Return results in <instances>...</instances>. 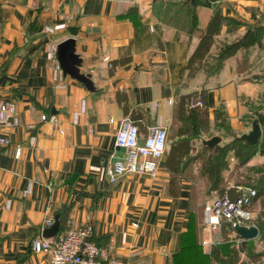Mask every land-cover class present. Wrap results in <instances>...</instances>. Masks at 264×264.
I'll use <instances>...</instances> for the list:
<instances>
[{
    "label": "crops",
    "instance_id": "obj_1",
    "mask_svg": "<svg viewBox=\"0 0 264 264\" xmlns=\"http://www.w3.org/2000/svg\"><path fill=\"white\" fill-rule=\"evenodd\" d=\"M132 7L139 11V29L124 17ZM154 7L155 0H0V101H11L21 121L8 133L11 144L0 147V264H50L31 243L56 216L60 233L91 226L92 240L120 263L174 264L189 226L193 184L185 176L172 195L167 154L156 178L127 174L110 180L108 169L123 156L116 138L127 118L117 93L127 92L130 105L146 112V126L167 127L169 136L178 126V97L199 95L201 105L193 109L205 129H189L188 137L196 134L202 142L213 136L223 140L222 124L249 133L243 121L250 111L246 102L257 99L262 85L250 81V66L241 68V48L216 76L200 71L183 85L199 36L164 24ZM213 7L223 18L213 57L232 40L264 28V0H221ZM212 13V8H197L200 31ZM64 23L54 36L47 32ZM68 38L76 39L82 72L92 75L96 93L70 77L59 89L52 81L50 43ZM122 58L132 62L118 65L111 76L112 62ZM118 76L127 80L115 89L111 83ZM84 100L87 112L74 125L73 114ZM43 115L56 116L59 124L43 122ZM18 145L23 151L17 160ZM219 234L220 225L203 221V253L210 252Z\"/></svg>",
    "mask_w": 264,
    "mask_h": 264
},
{
    "label": "trees",
    "instance_id": "obj_2",
    "mask_svg": "<svg viewBox=\"0 0 264 264\" xmlns=\"http://www.w3.org/2000/svg\"><path fill=\"white\" fill-rule=\"evenodd\" d=\"M218 1L221 0H195V5L184 0L174 1L175 3H171L164 12L165 19L158 18L168 26L185 31L189 36L194 34H198L199 36V43L186 64L183 85H187V83L200 71H204L207 77L216 76L222 69L224 61L240 48L230 43L225 45L215 57L210 55L211 49L215 44V38L219 33L223 21L219 8L213 7ZM159 2L160 0H155L154 13L156 17H158L159 14L158 11L156 12ZM198 7L213 9V13L204 31H200L199 29V19L197 15ZM124 17L129 18L136 29H139L140 17L137 7L130 8ZM178 18H181L180 23L176 22ZM247 37L248 36H246V39ZM130 62H132V58H122L112 62L110 71L111 76H115L116 67L118 65H127ZM168 94L169 91L166 90V95ZM116 99L124 116L129 117L139 127L141 134L146 135V112L139 107H132L130 105L127 92H118ZM194 101L193 96L188 94L178 97L176 103L175 125L178 126L174 127L173 132L169 136L171 143L166 158V168L172 175L170 180L171 193L175 197L177 196L180 182L185 176L192 181V184L194 176H197L206 181L208 193L214 196L227 194L231 199H234L239 193L237 188L242 187L239 180H236V182L229 186L230 179L225 177V173L229 168L227 158L232 152L236 159V168H239L248 164L257 153L256 149L259 146H262L261 153L264 156V129L262 132V139L256 146H247L244 143L236 141V137H234L232 141L228 143H219L213 147H206L201 144L200 150L196 151V145L194 144L196 140L195 135L188 137L190 133L189 129L192 128H189L188 125L179 123L182 121L188 122L191 116H193V113L195 115V111L190 108V104ZM194 167H196V173H193ZM258 172L262 174L263 178L261 177L256 183L257 187L255 186L256 188H253L256 191V197L253 199L252 204L255 201H259L260 207L264 208V169ZM193 217L190 202L189 226L187 231L182 235L181 249L179 253L174 256V264H236V256L232 255V257L227 256L221 258V251L218 248L211 249L209 253H203L197 232L198 223L193 220Z\"/></svg>",
    "mask_w": 264,
    "mask_h": 264
},
{
    "label": "built area",
    "instance_id": "obj_3",
    "mask_svg": "<svg viewBox=\"0 0 264 264\" xmlns=\"http://www.w3.org/2000/svg\"><path fill=\"white\" fill-rule=\"evenodd\" d=\"M70 22V21H68ZM67 23L48 28L47 32L54 36L57 31L65 29ZM57 42H51L47 54L48 60L52 63V81L56 88H62L64 74L60 67L57 50ZM190 104V108L201 105L200 96ZM13 103L9 100L0 101V147H7L11 144L8 133L21 125L20 118L13 112ZM87 112V102L84 100L81 109L73 114V124L78 125L80 118ZM43 122L52 126L59 124L56 116L43 115ZM62 133V131H60ZM169 132L164 126L154 125L147 127L146 135L140 133L139 127L129 118H125L117 132L116 146L123 149L122 157L107 173L112 182L127 174L147 175L156 178L158 166L168 151ZM31 144H36V138L32 137ZM23 147L18 145L15 151V158L22 156ZM32 185L29 184L24 191L27 196L31 192ZM238 196L231 199L227 194L216 195L204 205L203 215L205 225H220L222 221L227 222L232 229L236 225L251 226L254 213L250 210L256 191L253 188H237ZM7 208L10 207L8 201ZM54 221L47 220L46 228L52 226ZM34 253L48 256L50 264H123L109 257L105 251L92 240V227H85L69 230L60 233L54 238L37 237L31 243Z\"/></svg>",
    "mask_w": 264,
    "mask_h": 264
},
{
    "label": "rangeland",
    "instance_id": "obj_4",
    "mask_svg": "<svg viewBox=\"0 0 264 264\" xmlns=\"http://www.w3.org/2000/svg\"><path fill=\"white\" fill-rule=\"evenodd\" d=\"M176 0H160L159 6L156 8L158 11L159 19L164 18V12L171 3H175ZM163 13V14H162ZM165 19V18H164ZM181 18H178L176 22L180 23ZM236 47L242 49L241 57L243 59L241 68L246 70L249 66L251 67L252 76L249 78L250 81L256 80L254 82L260 81L262 89L259 93L257 99L252 101V103L246 102L249 106V114L243 119L246 122V131L250 132L251 123L254 119H258L261 128L264 129V28L254 29L252 33L246 38L235 39L231 41ZM196 98L197 95H192ZM196 108V107H194ZM191 110H194L193 108ZM195 111V110H194ZM183 125H188L192 128L194 133H197L200 129H205V123L198 119V115L193 113L188 122H179ZM177 123V124H179ZM223 132L220 136L223 138L221 144L228 143L232 141L234 137H239L242 134L240 132H235L230 129L228 124H222ZM196 131V132H195ZM247 134V133H244ZM194 144L196 145V151L201 148V137L195 134ZM262 136L259 140L261 141ZM257 153L248 162L247 165L236 168V159L234 154L231 152L227 158L228 171L225 173V177L230 179L231 186L236 180H239L241 187H251L256 188V183L262 177L258 171L264 169V156L261 153L262 146L257 147ZM198 165V164H197ZM193 169V168H192ZM196 169L194 167L193 171ZM263 178V177H262ZM256 186V187H255ZM216 196V195H215ZM213 194L207 192L206 181L201 177H195L193 179V191L191 195V212L193 213V220L197 221V232L199 235L200 245L203 248V243L201 241L200 235L203 234V214L202 209L204 205L215 197ZM260 207V202L255 201L250 210L254 213V219L251 221V226L257 227L259 234L257 238L249 241L238 240L235 238L234 234L229 228V224L225 221L220 223V234L217 236V240L211 245L212 248H218L221 251V258L232 255L236 256V264H264V208Z\"/></svg>",
    "mask_w": 264,
    "mask_h": 264
},
{
    "label": "water",
    "instance_id": "obj_5",
    "mask_svg": "<svg viewBox=\"0 0 264 264\" xmlns=\"http://www.w3.org/2000/svg\"><path fill=\"white\" fill-rule=\"evenodd\" d=\"M192 5H195V0H186ZM57 57L60 67L63 71L64 77H70L72 80L82 84L90 93H96L97 88L94 81L92 80L91 74H86L82 72L83 59L77 53V42L74 38H68L58 44ZM122 76L116 77L111 85L113 88H118L124 81H126ZM108 88L107 90H109ZM263 129L261 128L258 119H254L251 123V130L247 134H242L236 137L235 140L244 143L247 146H256L262 136ZM221 142V138L218 136H213L207 140L202 141V145L206 147H213ZM124 151L123 149H119ZM75 180L73 178L70 182ZM61 230L60 217L56 216L52 226L44 229L43 237L50 239L56 237ZM235 238L238 240H253L257 238L259 231L255 226H241L236 225L231 229ZM167 253V249L164 250Z\"/></svg>",
    "mask_w": 264,
    "mask_h": 264
}]
</instances>
